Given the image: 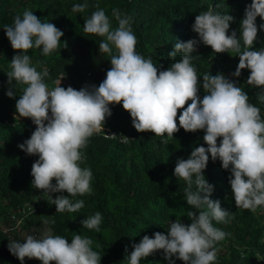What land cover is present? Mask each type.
<instances>
[{
  "label": "clouds",
  "instance_id": "clouds-1",
  "mask_svg": "<svg viewBox=\"0 0 264 264\" xmlns=\"http://www.w3.org/2000/svg\"><path fill=\"white\" fill-rule=\"evenodd\" d=\"M87 7V3L74 4L72 11L83 13ZM97 9L84 20V32L104 38L99 52L110 57L111 67L99 86L85 84L79 90L63 87L62 73L50 88L45 82L50 77L48 69L38 71L32 65L27 54L30 49H41L45 56L60 49L64 33L55 24L42 22L34 12L25 9L22 17L14 18V26L4 28L12 49L17 50L6 73L10 85L6 95L14 98L13 87L25 86L16 100V113L18 117L30 118L36 126L30 138L18 145L26 154L38 156L31 167V185L48 195L68 194L52 198L56 212L75 213L84 207L83 200L73 203L69 197L92 193L93 172L89 167H81L86 160L82 150L90 137L104 132L106 119L112 115L111 104L122 103L137 132H152L164 144L181 128L185 132L203 130L207 147H195L187 159L178 158L173 173L186 182L183 195L187 205L194 209L187 213L191 223L176 219L167 234L156 231L151 237L144 235L139 243L132 244L128 260L129 264H141L142 259L163 250L161 254L169 264H175L173 257L184 264H215L216 245L230 234L215 227L213 221L228 224L234 216L221 207L219 200L210 198L214 186L204 175L209 154L213 162L219 159L221 167L230 170L228 181L236 207L255 213L264 207V120L261 109L249 102L248 93L222 73L202 76L205 95L201 99V80L190 54L199 43L210 46L216 54L234 53L239 63L231 75L239 77L241 70H250L247 83L259 88L257 98L264 104V47L252 50L258 30H264V23L259 29L256 23L257 17L264 20V0H251L245 7L240 21L243 50L236 30L228 34L235 18L209 8L196 15L192 24L199 39L175 42L168 56L174 58L178 51L183 56L166 70L154 64L150 56L146 59L136 51L138 39L131 16L113 8L112 15L118 22L113 29L105 10L98 6ZM105 136L115 138L118 133L107 129ZM102 219L97 212L81 223L99 232ZM26 235V239L22 237L24 242L7 245L21 262L27 257L42 264H101L102 256L92 249L93 241L88 237L74 235L69 243L50 231L39 239Z\"/></svg>",
  "mask_w": 264,
  "mask_h": 264
},
{
  "label": "trees",
  "instance_id": "trees-1",
  "mask_svg": "<svg viewBox=\"0 0 264 264\" xmlns=\"http://www.w3.org/2000/svg\"><path fill=\"white\" fill-rule=\"evenodd\" d=\"M83 3L88 4L83 13L72 11L74 4ZM250 3L251 0H0V264H42L27 257L21 262L9 252L7 245L13 241L24 242L22 236L26 234L42 238L48 231L68 239L69 243L74 235L92 239V249L102 256L101 264H129L132 244L139 243L144 235L151 237L156 231L167 234L176 219L191 223L187 213L194 209L187 205L183 195L187 185L173 175L174 168L177 159H187L193 148L207 147L203 130L185 132L181 128L167 144L152 132H137L122 103L111 104L112 115L106 119L104 132L90 137L82 150L86 160L81 167H89L93 172L91 195L69 197L73 203L84 201V207L78 212H56L52 198L68 194L51 193L50 196L34 189L31 167L38 156L28 155L18 147L30 138L36 126L30 118L18 117L16 113V100L25 86L13 87L14 98L6 95L10 87L6 73L10 71V60L17 50L12 49L5 26H14V18L22 17L27 9L42 22H51L61 29L64 35L60 49L49 56L43 55L41 49H30L27 54L38 71L48 69L50 77L45 78V82L50 88L64 73L61 86L79 90L85 84L99 86L111 67L109 55L99 52L104 38L84 32V20L98 10L97 6L105 10L113 29L118 27L112 15L113 8L119 9L122 15L131 16L132 29L138 39L136 51L146 59L150 56L154 64L166 70L183 56L179 51L174 58L168 56L175 42L199 39L192 31V24L196 15L209 8L235 18L230 22L228 34L236 30L243 50L240 21ZM256 23L259 29L264 20L257 17ZM262 47L264 30H258L252 50ZM115 51L113 48V54ZM190 55L201 80V99L205 95L202 76L222 73L248 93L249 102L261 109L264 120V104L257 98L259 88L247 83L250 70H241L239 77L231 75L239 63L238 56L216 54L203 43H199ZM107 129L116 131L118 136H105ZM204 175L214 186L210 198L219 200L221 207L234 216L228 224L213 221L215 227L230 234L216 245L215 264H264V207L255 213L237 208L228 181L230 170L223 169L219 159L213 162L210 154ZM97 212L103 217L99 232L81 223ZM162 251L142 259L141 264H169ZM173 260L175 264H184L175 257Z\"/></svg>",
  "mask_w": 264,
  "mask_h": 264
},
{
  "label": "rangeland",
  "instance_id": "rangeland-1",
  "mask_svg": "<svg viewBox=\"0 0 264 264\" xmlns=\"http://www.w3.org/2000/svg\"><path fill=\"white\" fill-rule=\"evenodd\" d=\"M22 237H23L24 239H26L27 235H23Z\"/></svg>",
  "mask_w": 264,
  "mask_h": 264
}]
</instances>
